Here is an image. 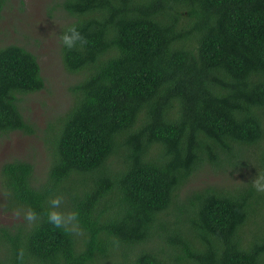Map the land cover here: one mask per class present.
<instances>
[{"label":"trees","instance_id":"16d2710c","mask_svg":"<svg viewBox=\"0 0 264 264\" xmlns=\"http://www.w3.org/2000/svg\"><path fill=\"white\" fill-rule=\"evenodd\" d=\"M0 2V10H1ZM86 43L52 132L51 163L0 167V264H264V0H62ZM45 87L37 56L0 46V136L30 133L22 102ZM259 155L252 182L181 195L209 163ZM74 219L56 228L49 200ZM28 209L37 220L24 219ZM257 224V222H255Z\"/></svg>","mask_w":264,"mask_h":264},{"label":"rangeland","instance_id":"374dc122","mask_svg":"<svg viewBox=\"0 0 264 264\" xmlns=\"http://www.w3.org/2000/svg\"><path fill=\"white\" fill-rule=\"evenodd\" d=\"M0 46L19 44L33 52L40 63L45 87L25 96L23 113L31 132L12 131L0 136V167L6 161L26 160L35 166V179H45L51 163L52 132L60 127V119L72 102L70 87L79 76L69 72L63 63L60 33L72 20L61 6L62 0H0ZM245 164L235 169H215L206 163L195 172L181 192L198 190L208 185H234L252 182L262 189L259 155L246 157ZM0 224L20 221L2 206ZM257 222V224L255 223ZM254 227L264 230V205L254 218Z\"/></svg>","mask_w":264,"mask_h":264},{"label":"clouds","instance_id":"9594fccd","mask_svg":"<svg viewBox=\"0 0 264 264\" xmlns=\"http://www.w3.org/2000/svg\"><path fill=\"white\" fill-rule=\"evenodd\" d=\"M60 41L64 48L73 49L77 43H86L84 37L76 25L67 27L60 37ZM62 196L56 195L49 200V207L46 210L48 222L56 228L64 226L68 220L74 219V214L66 216L61 211ZM24 219L29 223L37 220V213L35 210L28 209L24 215Z\"/></svg>","mask_w":264,"mask_h":264}]
</instances>
